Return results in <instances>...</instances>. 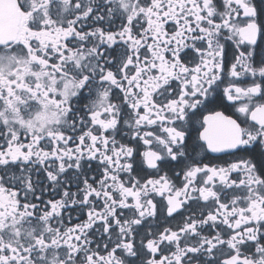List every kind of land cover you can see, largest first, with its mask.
I'll use <instances>...</instances> for the list:
<instances>
[{
  "label": "snow or ice",
  "instance_id": "6c2138e0",
  "mask_svg": "<svg viewBox=\"0 0 264 264\" xmlns=\"http://www.w3.org/2000/svg\"><path fill=\"white\" fill-rule=\"evenodd\" d=\"M0 264H264V0H0Z\"/></svg>",
  "mask_w": 264,
  "mask_h": 264
}]
</instances>
